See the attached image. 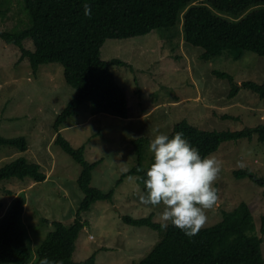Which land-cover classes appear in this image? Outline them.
Masks as SVG:
<instances>
[{"label":"rangeland","instance_id":"1","mask_svg":"<svg viewBox=\"0 0 264 264\" xmlns=\"http://www.w3.org/2000/svg\"><path fill=\"white\" fill-rule=\"evenodd\" d=\"M0 32L20 33L31 27L23 0H0ZM180 29V28H179ZM28 43V44H27ZM30 47V41H27ZM203 51L184 42L180 30H155L148 35L107 40L100 49L103 61L120 60L128 67L110 66L116 83L127 90L126 117L94 114L82 105L60 135L75 150L83 149L84 160L96 164L90 186L107 193L111 201H98L81 214L85 223L75 243L72 260L76 264L94 256L96 264H137L159 242L160 233L133 227L122 221L147 218L162 225L160 208L140 202L143 192L136 176H125L137 165L129 142L144 137L148 143L156 132L170 134L175 124L185 120L207 131H240L264 126V98L239 89L230 97L231 86L213 72L225 73L240 86L243 82L264 84V58L244 52L233 60L227 52L205 62ZM20 51L0 40V136L23 137L26 152L10 147L0 149V168L17 158L38 164L46 180L9 179L0 182V217L16 196L25 200L22 223L30 240L32 254L52 232V222L69 225L83 199L77 180L81 167L54 142V121L78 91L64 81L60 64L42 65L34 74L28 63L20 62ZM222 162L214 181L218 200L206 210L210 227L245 203L252 214L256 232L264 216V142L256 135L250 140L223 142L212 154ZM152 153L143 151L142 168L148 169ZM248 171L250 177L235 172ZM121 180L120 184L117 182ZM258 181H263L260 185ZM46 221V222H45Z\"/></svg>","mask_w":264,"mask_h":264},{"label":"trees","instance_id":"2","mask_svg":"<svg viewBox=\"0 0 264 264\" xmlns=\"http://www.w3.org/2000/svg\"><path fill=\"white\" fill-rule=\"evenodd\" d=\"M23 3L31 27L20 33L0 32V40L18 48L20 62L27 61L33 74L42 65L60 64L65 83L78 91L57 115L53 131L54 143L82 169L77 185L83 199L74 220L69 225L52 222L54 230L32 254L22 223L25 200L16 196L0 217V264H40L44 257L60 264H76L72 255L79 233L85 227L81 214L98 201H111L114 191L102 193L90 186L91 171L96 164L87 163L83 149H73L59 132L86 103L93 107L94 114L126 117L128 92L116 83L109 68L128 65L117 59L108 62L101 59L100 49L105 41L137 38L155 30L177 33L180 30L186 44L203 51L202 61L207 62L223 52L233 60H238L244 52L264 58V0H23ZM85 4L91 8L89 16L84 15ZM7 12H0V15ZM213 74L228 81L230 97L242 88L264 98V84L243 82L237 86L231 76L221 72ZM176 132H183L202 157L216 152L223 142L250 140L253 135L264 142L263 125L219 132L201 130L183 120L174 125L169 136ZM148 144L144 137L130 140L138 163L122 177L136 176L142 190L147 170L142 168V155ZM2 147L23 153L28 144L23 137L6 139L0 136V149ZM235 174L257 181L248 171ZM26 178L40 183L46 180V175L38 164L22 157L0 168V182ZM262 182L258 181L260 185ZM122 221L160 233L159 242L137 264H264L262 238L256 232L251 211L245 203L223 212L220 222L201 228L192 237L185 236L171 224L162 227L152 221V215L142 219L123 217ZM259 233L264 235V216L260 220ZM81 264H96L94 256Z\"/></svg>","mask_w":264,"mask_h":264},{"label":"clouds","instance_id":"3","mask_svg":"<svg viewBox=\"0 0 264 264\" xmlns=\"http://www.w3.org/2000/svg\"><path fill=\"white\" fill-rule=\"evenodd\" d=\"M90 14L91 8L85 4L84 15ZM148 151L152 153V163L145 172L140 202L160 208L162 227L171 224L185 236H195L207 222L206 210L218 200L214 181L222 162L212 155L202 157L183 132L171 136L156 132ZM40 264L60 262L44 257Z\"/></svg>","mask_w":264,"mask_h":264}]
</instances>
